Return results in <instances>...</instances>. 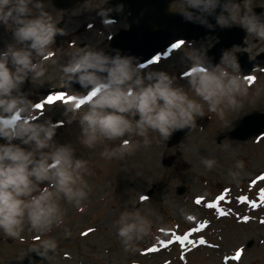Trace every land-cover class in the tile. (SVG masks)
Instances as JSON below:
<instances>
[{
	"label": "clouds",
	"instance_id": "clouds-1",
	"mask_svg": "<svg viewBox=\"0 0 264 264\" xmlns=\"http://www.w3.org/2000/svg\"><path fill=\"white\" fill-rule=\"evenodd\" d=\"M180 2L184 5L180 13L190 22L212 28L207 18L213 16L217 26L239 25L247 35L264 41V13L258 15L252 7H241L240 0ZM115 10L121 11L122 5ZM96 11L106 28L114 23L107 15L111 8L100 6ZM0 25H11V42L0 48V232L17 237L27 224L44 235L63 222L61 200L82 210L88 196L84 179L88 162L77 157L70 144L54 140L60 122L41 120L21 91L26 79L34 82L44 76L43 60L53 55L50 46L54 38L66 33L44 8L43 0H0ZM239 51L234 45L213 64L206 58L205 46L193 47L192 55L186 57V88L177 83L175 74L146 69L130 55L119 51L109 55L99 47H82L61 66L60 80L62 87L78 83L79 92L66 88L72 94L86 95L62 115L71 123L69 113H79L76 122L82 143L89 148L133 135L147 146L150 131L166 141L173 131L194 127L196 118L204 116V106L220 119L226 111L241 107L240 99L248 95L252 81L240 73L235 55ZM36 56L41 57L40 63ZM135 148L125 139L119 146L102 151L101 156L121 158ZM202 163L211 169L216 161L206 158ZM243 167V161L237 160L229 176L237 179ZM152 223L139 210L122 211L114 227L124 250L135 251L151 234ZM56 248L55 239L46 238L30 250L46 259Z\"/></svg>",
	"mask_w": 264,
	"mask_h": 264
},
{
	"label": "rangeland",
	"instance_id": "rangeland-1",
	"mask_svg": "<svg viewBox=\"0 0 264 264\" xmlns=\"http://www.w3.org/2000/svg\"><path fill=\"white\" fill-rule=\"evenodd\" d=\"M92 2L96 10L103 0ZM240 4L251 8L264 5V0H241ZM183 8L176 0L169 5L171 11ZM121 26L117 22L89 34L79 33L72 38L74 47L63 50L61 58L43 63L45 71L52 77L60 76L61 66L73 52L90 46L103 49L108 34ZM73 29L69 25L64 31ZM247 37L249 57L264 49V41ZM215 41L207 36L182 44L163 53L146 69L175 74L177 83L187 88L186 57L192 55L193 47L205 46L206 50ZM249 77L252 83L248 95L240 99V108L226 111L220 119L204 106V116L197 117L196 125L172 147H166V141L150 131L147 146L141 137L133 135L98 142L89 148L82 143L76 122L79 113H69L71 123L62 115L85 94H67L47 102L40 89L54 84L56 78L31 81L29 88L23 84L21 91L30 97L34 114L41 120L60 122L54 140L70 144L75 155L88 162L84 177L88 196L82 210L61 200L63 222L53 225L44 235L32 231L27 224L17 237L0 232V264H24L27 252L46 238L55 239L57 248L34 264H264V134L246 141L227 134L242 115L264 111V67ZM189 95L194 96L190 91ZM83 110L82 106L80 111ZM125 139L136 145L131 154L112 159L101 156L102 151L119 146ZM165 156H172L169 165L162 164ZM206 158L216 161L211 169L202 163ZM237 160L243 161L244 167L233 180L229 172ZM152 185L153 192L140 199L139 195ZM179 186L184 188L180 194L176 193ZM124 210H139L153 221L151 234L138 243L135 251H125L115 234L114 222ZM183 234L190 235L188 242H181Z\"/></svg>",
	"mask_w": 264,
	"mask_h": 264
},
{
	"label": "water",
	"instance_id": "water-1",
	"mask_svg": "<svg viewBox=\"0 0 264 264\" xmlns=\"http://www.w3.org/2000/svg\"><path fill=\"white\" fill-rule=\"evenodd\" d=\"M54 5H69L77 0H52ZM172 0H108L102 6L111 8L107 15L112 20L126 16L127 29H121L110 38V46L120 50L121 55H130L135 58V63L146 65L157 56L161 49H169L174 43L184 40H198L206 34L216 36V41L211 48L205 50V55L213 64L218 62L220 55L233 43L240 44L244 37V31L238 26L220 27L215 24L213 16H209L208 22L212 28L205 27L199 23L190 22L183 18L180 11L168 12L167 5ZM122 5V10L117 12L116 6ZM220 11L219 8L216 10ZM252 11L256 14L264 13V6L254 7ZM264 18V16H262ZM112 55L115 52L105 51ZM245 52L238 53L237 61L240 72L247 74L253 67L264 64V51L255 56L254 61L245 65ZM70 87L73 91L81 89L76 82L61 87L59 93H64V89ZM50 91V90H49ZM189 130L184 128L173 131L167 139L166 146H173L181 140L182 136ZM264 132V112L253 111L240 118L238 124L231 129L228 134L231 138L245 140L251 136ZM163 164H169V157L163 158ZM153 188H149L141 197H146L152 193ZM183 187L177 188V193H182ZM50 254V251H49ZM31 262H37L44 257L36 250L28 253Z\"/></svg>",
	"mask_w": 264,
	"mask_h": 264
},
{
	"label": "flooded vegetation",
	"instance_id": "flooded-vegetation-1",
	"mask_svg": "<svg viewBox=\"0 0 264 264\" xmlns=\"http://www.w3.org/2000/svg\"><path fill=\"white\" fill-rule=\"evenodd\" d=\"M43 4H44V8L52 15L53 20L58 22L57 26L61 27L63 31L65 27H68L69 25L74 26V29L71 30L70 32H67L66 30L65 32L66 34L64 36L57 35L54 38V43L50 46V50L53 53V55L50 58L43 60V63L53 59L54 57L61 58L63 50H66L67 47H74L75 42H73L72 38L78 37L79 33L89 34L93 30L97 29L99 31L100 29H102L100 26L105 27L101 23L97 11L95 10V8H93L94 4L92 0H81L73 3L68 7L55 6L53 5L52 0H43ZM120 23L122 24L121 27H125L124 20H121ZM238 23L239 21L237 20V24ZM10 29H11V25H5V26L0 25V48H3L5 44L11 42ZM101 33L103 34L104 31H102ZM247 36L248 35L245 33L244 42L242 43L241 46L243 50H246L248 44ZM105 46L107 47V42ZM246 57L248 59H251L249 55H246ZM34 59L37 63L41 62L40 56H36L34 57ZM59 77L60 76H56V75L52 77V75H50L47 71H45L44 76L39 78L38 80H52L56 78L57 80H55L54 84H51L46 87V88H56L61 86ZM43 82L45 83L47 81H43ZM24 84L26 88H29V86L31 85V81L26 79ZM40 91L42 92L43 90L40 89ZM27 98L30 100L29 96Z\"/></svg>",
	"mask_w": 264,
	"mask_h": 264
},
{
	"label": "snow or ice",
	"instance_id": "snow-or-ice-1",
	"mask_svg": "<svg viewBox=\"0 0 264 264\" xmlns=\"http://www.w3.org/2000/svg\"><path fill=\"white\" fill-rule=\"evenodd\" d=\"M173 47L175 48V47H177V45L174 44ZM247 80L252 81V77H248ZM92 94H94V93H92ZM53 99H56V97H49V101H51ZM69 99H71V98H69ZM37 107H39V105H37ZM196 202L199 203V199ZM203 226L204 225H201V227H203ZM200 242L203 243V240H201Z\"/></svg>",
	"mask_w": 264,
	"mask_h": 264
}]
</instances>
